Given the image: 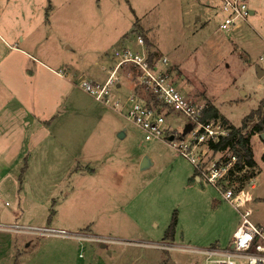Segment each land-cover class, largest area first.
I'll list each match as a JSON object with an SVG mask.
<instances>
[{"label": "rangeland", "instance_id": "374dc122", "mask_svg": "<svg viewBox=\"0 0 264 264\" xmlns=\"http://www.w3.org/2000/svg\"><path fill=\"white\" fill-rule=\"evenodd\" d=\"M247 4L255 13L227 32L219 28L221 0H0V43L14 44L12 29L20 31L34 10V23H42L44 42L56 54L50 65H73L89 78L110 74L105 67L122 44L117 37L138 22L158 49L156 61L168 57L166 68L184 93L214 104L241 127L253 110L264 112V73L258 70L264 71V0ZM138 32L151 50L145 32ZM122 82L112 98L126 101L132 83ZM62 85L59 94L51 90L45 114L35 101L26 114L15 109L17 96L0 89V223L67 231L0 226V264H206L201 249L229 244L239 214L214 187L191 180L196 170L187 158L165 138L146 140L140 127L79 85ZM60 102L65 112L49 123L28 117L54 115ZM258 118L247 122V131ZM167 121L180 131L188 123L172 111ZM251 145L258 166L248 170L245 184L259 172L256 188L250 181L246 189L253 195L251 218L264 227L260 133ZM144 157L152 162L146 169ZM175 216V235L167 238ZM6 237L16 243L15 252H4Z\"/></svg>", "mask_w": 264, "mask_h": 264}, {"label": "built area", "instance_id": "2783aa9c", "mask_svg": "<svg viewBox=\"0 0 264 264\" xmlns=\"http://www.w3.org/2000/svg\"><path fill=\"white\" fill-rule=\"evenodd\" d=\"M221 10L224 14L220 21L223 31L237 30L245 25L252 14L247 0H221ZM138 44L142 49L129 46L118 47L113 52L116 62L104 83H96L82 78L77 84L91 97L101 104L119 111L127 120L133 122L145 132V139L165 138L176 153L187 158L194 166L199 180L214 187L222 199L231 204L239 214L240 223L233 234L230 245L210 246L200 252L205 255L206 264H264V227L255 223L251 216L253 195L246 189L250 182L251 189L256 188L247 180L250 168L245 160L240 161L237 154L231 151L215 152L210 148L211 142H217L227 135L220 119L204 121L201 119L206 105L193 101L181 88L179 81L166 68L168 57L152 62V53L146 47L142 36H138ZM262 59L264 57H261ZM130 67L128 75L136 80L140 89L155 95L157 104L150 98L141 95L140 90H134L126 101L121 98L113 99L112 95L119 88L120 74L124 68ZM59 76L66 77V70L56 71ZM184 115L188 119L185 126L191 128L185 132L173 129L168 125L167 113ZM170 136H174L170 140ZM219 154V155H218ZM218 155V156H217ZM8 204V202H7ZM0 226H9L0 223ZM36 230L37 227L10 224L9 228ZM45 232L67 234L65 229L37 228ZM162 247H166L162 245Z\"/></svg>", "mask_w": 264, "mask_h": 264}, {"label": "crops", "instance_id": "0c3cea01", "mask_svg": "<svg viewBox=\"0 0 264 264\" xmlns=\"http://www.w3.org/2000/svg\"><path fill=\"white\" fill-rule=\"evenodd\" d=\"M207 3H210V1H208ZM252 11H253L252 14H254L255 11L254 10ZM34 19L35 18H34V10H33L31 17H27L25 20L23 19V22H25V24H24V27L20 31H16L14 28L12 29V31L15 34V36L11 34L13 41H15L14 44H9L7 43V41H6L7 45H3V43H0V89L6 93L13 92L17 96L19 102H16L17 108L14 107L15 109L25 112L26 114V109L28 107L27 105H29L31 101L33 105L34 103L33 101H35V107H36L35 109L40 112L42 111L45 114V107H47L48 111L51 110L50 105L48 103L45 105L44 102L50 101L49 96H50L52 89H58L59 92L54 93V94H59L60 90H62L61 88L63 87L62 84L69 83V84H74L76 86L78 85L77 83L82 78H86V75L83 70H79L73 65H71L72 67L71 66L64 67V68L60 67L58 69L50 65V64H53V65L56 64V61H57L55 59L56 54H54V52L51 50L47 42H44L46 36L44 34L45 31L43 29L42 23L38 22L35 24ZM136 24L135 22L133 23V26L130 29L131 31L124 32L117 37L118 38L117 40L119 41L121 40V43H122L121 46H118V47L129 46V47H132V48L134 47V48L141 50L142 47L140 48L139 47L140 45L138 44V39H139L138 36L140 35L138 30L142 29L145 32V35L147 37V45H149L151 48V50L148 49L149 52L155 54L158 49L155 46V44L152 42V39L147 35V31L145 30L144 27L140 26L138 22H136ZM133 36L135 37L137 36L138 38L137 39L138 47L136 46L135 41H133L134 39H136V38H133ZM2 41L5 42L4 40ZM110 56L112 60V62L110 63L112 64L110 65L109 68H107V66L105 67V70L109 69V71H111L116 64L113 58V54H110ZM59 70H66L67 76L66 77L59 76L56 72ZM108 76L109 74L103 75L101 72H97V73H92L91 76L87 79H90L96 83H104L106 79L108 78ZM123 77H126L127 79H129L132 83V84L129 83V85H126L128 89H130L132 92L134 90H137L139 92L140 86L137 85L135 78L131 76L129 77L127 73H125V71H122L120 74L119 88L117 90H120L122 88ZM193 101H197V100H193ZM197 102H201V101H197ZM202 103L207 105L208 102L204 101ZM59 107H61V102L59 103V106L55 105L54 111H56ZM65 110L66 109L61 107L59 110H57L58 111L57 113L51 116L29 113L28 117L34 116L33 118H35L36 120H39L40 123H45V122L49 123L51 122L49 119L50 117L53 119L59 118L61 116L60 114L65 112ZM194 175L195 173L191 177V180L192 179L199 180L198 175L196 176ZM258 175H259V172L254 177V179L257 178ZM239 223H240V219H239L238 225L236 226V229L239 226ZM255 223L260 224L259 222H255ZM6 225H9V224H6ZM236 229L234 230V232L236 231ZM232 238H233V235H232ZM232 238H231V241H232ZM4 241L7 242L6 243L7 247H4V252L6 253V249L7 250L10 249V251L14 250L15 252V248L17 247H16V243L14 242V240L12 238L6 237ZM231 241L227 245L222 246L220 244H215L211 246L226 247L230 245ZM8 244L10 247L12 248L14 247V248L11 250Z\"/></svg>", "mask_w": 264, "mask_h": 264}, {"label": "trees", "instance_id": "16d2710c", "mask_svg": "<svg viewBox=\"0 0 264 264\" xmlns=\"http://www.w3.org/2000/svg\"><path fill=\"white\" fill-rule=\"evenodd\" d=\"M150 60L153 62L156 55L151 54ZM150 97V101H154L156 104L158 103L155 95L148 93ZM264 102V101H263ZM205 112L201 117L204 121H209L212 119H220L224 128L227 129V135L221 137L217 142H211L210 148L215 152L219 151H231L238 155L240 161L245 160L247 166L254 169L257 165V162L254 159V152L251 145V137L257 133L264 132V112L262 111V107L253 110L246 118H244L243 125L241 127H237L232 124L225 115H221L217 106L211 103H207L205 107ZM258 115V121L254 124L252 128L247 131L248 121L254 119ZM199 172L196 170V176ZM193 180V179H192ZM22 181V180H21ZM178 220L175 216L172 220L171 225L169 226V230H167L166 237L173 238L176 232Z\"/></svg>", "mask_w": 264, "mask_h": 264}, {"label": "water", "instance_id": "95a60500", "mask_svg": "<svg viewBox=\"0 0 264 264\" xmlns=\"http://www.w3.org/2000/svg\"><path fill=\"white\" fill-rule=\"evenodd\" d=\"M251 12H253V11L251 10ZM258 70H259V75H262L264 73V71L262 69L258 68ZM191 126H192L191 124H188L187 127H186L187 129H185V132H187L188 129L191 128ZM124 136H125V132L124 131H121L119 133V137L123 138ZM260 137L264 141V132L260 133ZM169 139L170 140H173L174 139V136H170ZM151 163L152 162H151V160L148 157H144L143 160H142V162H141V168L142 169H146V168H148L151 165Z\"/></svg>", "mask_w": 264, "mask_h": 264}]
</instances>
